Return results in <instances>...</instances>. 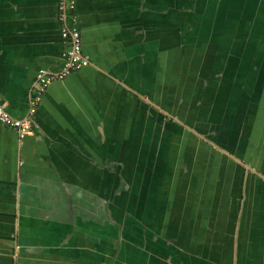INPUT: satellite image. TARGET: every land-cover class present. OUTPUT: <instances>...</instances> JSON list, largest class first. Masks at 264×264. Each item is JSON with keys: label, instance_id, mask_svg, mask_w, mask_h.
Listing matches in <instances>:
<instances>
[{"label": "crops", "instance_id": "1", "mask_svg": "<svg viewBox=\"0 0 264 264\" xmlns=\"http://www.w3.org/2000/svg\"><path fill=\"white\" fill-rule=\"evenodd\" d=\"M89 65L0 123V264H264V0H78ZM59 0H0V101L62 71Z\"/></svg>", "mask_w": 264, "mask_h": 264}, {"label": "built area", "instance_id": "2", "mask_svg": "<svg viewBox=\"0 0 264 264\" xmlns=\"http://www.w3.org/2000/svg\"><path fill=\"white\" fill-rule=\"evenodd\" d=\"M77 3L78 0H59L58 18L61 23V37L66 46L63 53L65 63L62 71L58 74H50L43 70L38 73L30 99L28 116L25 119L12 117L0 101V123L17 130L21 137L32 133L34 115L51 83L89 65L88 58L82 54V38Z\"/></svg>", "mask_w": 264, "mask_h": 264}, {"label": "flooded vegetation", "instance_id": "3", "mask_svg": "<svg viewBox=\"0 0 264 264\" xmlns=\"http://www.w3.org/2000/svg\"><path fill=\"white\" fill-rule=\"evenodd\" d=\"M32 93H33V91H32ZM33 132V131H32Z\"/></svg>", "mask_w": 264, "mask_h": 264}]
</instances>
